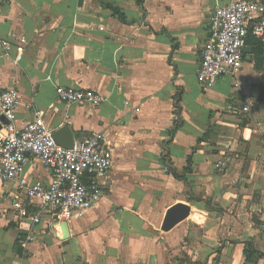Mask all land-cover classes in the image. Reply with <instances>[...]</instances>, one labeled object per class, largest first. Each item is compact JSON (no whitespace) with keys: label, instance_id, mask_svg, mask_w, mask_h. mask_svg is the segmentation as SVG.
<instances>
[{"label":"crops","instance_id":"1","mask_svg":"<svg viewBox=\"0 0 264 264\" xmlns=\"http://www.w3.org/2000/svg\"><path fill=\"white\" fill-rule=\"evenodd\" d=\"M228 1L0 0V92L18 90L16 124L39 109L53 131H99L112 148L100 201L65 220L66 239L50 212L21 218L14 201L32 213L37 200L0 182V264H246V242L264 254V42H247L237 74L210 87L196 76L211 12ZM56 85L103 101L66 104ZM22 177L50 171L30 157ZM177 203L188 216L161 229Z\"/></svg>","mask_w":264,"mask_h":264},{"label":"built area","instance_id":"2","mask_svg":"<svg viewBox=\"0 0 264 264\" xmlns=\"http://www.w3.org/2000/svg\"><path fill=\"white\" fill-rule=\"evenodd\" d=\"M249 33L264 42V5L259 0H229L212 10L196 74L202 86L210 87L219 76L240 71ZM3 47L8 51L10 44L4 42ZM16 50L17 61L22 46H17ZM55 91L58 98L69 105H98L103 101L100 93L87 88L56 85ZM18 101L16 88L0 92V116L7 121L0 135V182L15 181L25 198L37 200L38 211L32 213L19 201H14L13 206L19 209L21 218H30L31 224H37L40 213L45 210L57 220H68L74 212L94 207L101 199L102 183L112 164V148L105 135L92 132L75 141L71 148L62 147L55 142L42 110L34 109L31 120L21 126L16 124ZM239 108L248 111L249 105L236 103L231 111ZM30 157L40 160L50 171L47 183L30 182L22 177L24 163ZM34 239V233L28 231L19 243L26 246Z\"/></svg>","mask_w":264,"mask_h":264},{"label":"water","instance_id":"3","mask_svg":"<svg viewBox=\"0 0 264 264\" xmlns=\"http://www.w3.org/2000/svg\"><path fill=\"white\" fill-rule=\"evenodd\" d=\"M249 48L244 47L243 51H247ZM7 121L4 116H0V130L2 129V125ZM53 138L55 142L62 147L71 148L74 143V138L72 132L68 125H63L60 128L53 131ZM189 214V206L184 203H177L171 206L165 213V216L162 221L161 229L169 230L175 224L185 219ZM62 239L68 238V225L64 220L59 222Z\"/></svg>","mask_w":264,"mask_h":264},{"label":"trees","instance_id":"4","mask_svg":"<svg viewBox=\"0 0 264 264\" xmlns=\"http://www.w3.org/2000/svg\"><path fill=\"white\" fill-rule=\"evenodd\" d=\"M264 5V0H259ZM112 11L114 14H116L119 18H123L122 12L116 7L112 8ZM249 43H256L257 45L261 46L263 45L260 40L256 39L254 36L249 33L246 37V44ZM246 248L244 249V255H245V262L246 264H257L258 259L264 257V254L256 250L250 242H246Z\"/></svg>","mask_w":264,"mask_h":264}]
</instances>
